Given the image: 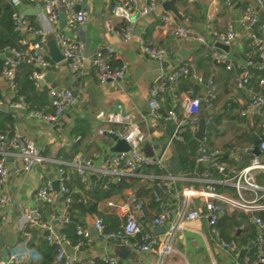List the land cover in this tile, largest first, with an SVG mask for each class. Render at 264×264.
I'll use <instances>...</instances> for the list:
<instances>
[{
	"label": "built area",
	"instance_id": "2783aa9c",
	"mask_svg": "<svg viewBox=\"0 0 264 264\" xmlns=\"http://www.w3.org/2000/svg\"><path fill=\"white\" fill-rule=\"evenodd\" d=\"M22 0H10L13 8H16ZM31 3L34 8L38 9L46 22L43 30L35 32L42 40L31 44L28 52L22 53L15 49L6 50L3 62L1 77L7 83L9 89L13 92L14 81L17 67L24 63L32 65L34 71L30 76V80L36 88L42 87L44 74L47 70L57 68L58 63H53L46 55L45 37L54 36L55 45L63 62L72 73L80 72L88 60L85 55V46L83 43L75 42L66 34L57 31L59 22V14L63 12L65 17V28L67 30H75L84 25L88 19V14L84 10H76L83 5V0H25ZM193 4L199 0H186ZM240 0H222L226 6H232ZM253 4H246L239 19V25L243 32L252 41L256 48V62L248 61L244 65H232L228 56L216 49H212V59L216 65L224 66L227 71L235 70L238 76L234 85L236 89L242 92H250L251 74L247 70L249 67L264 69V22L260 20V13H264V0H252ZM256 6V7H255ZM155 9V4L151 3L147 6L137 9L134 0H116L111 10V17L114 20L125 23L123 30L116 34L122 44H129L132 40L136 20L138 17L149 15ZM12 25L14 30L23 35L31 31L26 17L20 11L15 10L12 17ZM164 24L171 28V34L178 37L183 42H195L204 44L203 38L194 35L189 29L175 25V18L171 13L165 12L161 15ZM255 29L262 31L261 35L255 33ZM216 43L230 45L235 39V32L213 34ZM25 45V41L20 42ZM142 52L144 55L155 61H163L166 52L163 49L150 48L142 44ZM107 53H111L112 49L107 48ZM92 64L96 70L97 79L100 85L104 86L110 83L117 84L121 82L126 75L124 68H113L104 59L103 52L98 51L94 55ZM189 69L187 64L177 65L167 75L160 78L149 89L148 109L149 116L158 120L161 117V99L165 94L171 98V109L167 113L165 120L174 124V131L168 139L166 147L172 146V142H183L182 133L187 130L195 134L198 123L204 120L205 133L214 135L215 131L210 133L209 127L212 125L211 118L205 117L200 119V106L204 104L207 109H211L215 100L216 89L211 78L195 77V83L205 85L204 96H196L193 89H188L179 93L178 82L188 78ZM258 90L250 92V100L248 109L240 112L241 117L250 118L252 116H260L262 118L261 135H257L259 156L255 157L250 146H233L228 150L221 148L209 150L202 146L196 152V162L199 164H207L208 168L201 174L199 183H202L200 189L186 187L180 193L175 190V183L185 181L182 177L177 176H158L149 177L158 180L152 195L155 203H159L158 214L154 216L151 224L155 227L165 228L163 236L153 235L145 231L140 219L146 214L143 204L133 194L129 195L123 203V223L115 231H108L100 218H94L91 229L97 236L105 241L115 245L124 247L128 250L141 253L152 252L156 248H160L161 255L171 252L170 242L178 233L182 231L185 225L197 221L201 218L205 219L207 227L212 234L219 225L221 218L232 217L242 214L248 217V223L255 230V238L250 241L248 250L253 252V260L247 253L242 258L239 257L240 249L236 244L225 242L222 239L217 241V245L221 250L227 252L230 256L232 264H264V218L260 216L264 214V80L260 79L257 83ZM48 98L52 114H43L40 112L26 111L23 103L17 102L9 106L12 112L24 110L30 118H37L46 123H55L63 114L72 110L76 105V98L72 91L61 87H52L48 90ZM180 110L179 114L175 112ZM130 123L124 124L121 131L113 128L107 129L105 132L98 131L99 135L107 137H116L117 139L127 142L130 150L127 153L110 154L107 160V169L103 174L114 183L120 181L123 177L136 176L146 178L139 174L142 167H156L157 169H165L164 162L156 156H148L139 151L137 142L129 135ZM210 131V132H209ZM220 133V129H218ZM249 155L251 158L242 165V156ZM235 163L230 167L221 159L225 157ZM99 156L92 155L84 157L77 155L68 164V169L59 165L56 171V180L58 181V191L52 188L53 181L40 182L35 190L36 200L42 204L51 206L56 203L59 207L55 214L49 217V220H43L42 212L38 208L22 211L20 214L19 228L36 227L45 232H49V236L45 240L49 244L57 246V253L54 258V264H75L74 254L67 253L62 242L63 237L52 238L51 234L54 228L60 229L70 222L68 206L70 204L69 190L66 186L70 179L71 171L75 174L85 189L89 187L91 174H96L97 161ZM45 160L40 156L39 149L33 141L18 133L16 125L12 135H0V187L7 181L10 171L18 175L22 172L34 171ZM20 162L21 166H18ZM10 169V170H9ZM138 170V172H136ZM215 187L222 188L217 192ZM167 196L170 199L181 198V212L178 213L177 220L171 222L172 214L169 207L163 204L161 197ZM200 202L204 207V214L195 202ZM11 203L8 195L0 191V211ZM111 208H116V204L108 202ZM7 225V217L0 214V232ZM241 226L239 230H242ZM76 235L84 240V244L91 243L90 228L87 226H78ZM81 244L73 247L74 251L78 250ZM102 264H125L120 263L114 256L107 255L102 258ZM0 264H29L28 259L19 257L14 254L7 255L6 262ZM209 264H216L215 260H211Z\"/></svg>",
	"mask_w": 264,
	"mask_h": 264
},
{
	"label": "crops",
	"instance_id": "0c3cea01",
	"mask_svg": "<svg viewBox=\"0 0 264 264\" xmlns=\"http://www.w3.org/2000/svg\"><path fill=\"white\" fill-rule=\"evenodd\" d=\"M7 1L10 2V0ZM167 1H173V6L179 15V19H177L172 14L175 18V25L189 29L194 35L200 36L203 38L204 44L183 42L171 34V28L161 20V15L165 13L162 5ZM134 2L137 9L151 3L155 4V9L149 15L137 18L133 37L129 44H122L116 36L125 27L124 22L114 20L111 17V10L116 0H83V5L80 8L88 14L86 23L75 30L64 28L61 31L73 41L84 44L88 62L80 72L75 74L68 69L65 62L58 63L57 68L45 72L42 87L47 91L52 87L76 91V105L72 110L63 114L52 124L37 118H30L24 110L13 112L18 133L35 143L40 156L45 161L34 171L22 172L18 175L10 171L7 181L0 187V191L11 199V203L0 211V214L7 217V225L0 232V235L3 236V247L7 255L14 254L25 257L29 264H38L41 258L38 248L40 243L45 240V231L36 227H26L29 231H25L26 228L20 229V214L22 211L38 208L42 214L44 213L43 220H49V217L56 213L59 204L56 203L51 206L42 204L36 200L35 190L41 181L54 182L59 165L67 167L77 155L84 157L97 155L99 156L96 163L98 172L91 174L90 179L98 180L106 172L107 160L111 154L110 148L114 142L105 135H99L98 131L105 132L109 128L121 131L124 124L130 123L128 135L137 142L139 151L145 155L160 158L169 171V161L176 159V157L174 147H166L168 141L167 125L149 116L147 102L150 87L177 65L187 64L190 75L186 81L180 80L178 82L177 90L179 93L190 89L188 88L189 83L192 84L191 89L194 90L195 95L203 97L206 86L195 83V77L211 78L215 85L216 95L212 108L207 109L204 104L202 105H204L203 110L206 117L209 116L211 120L212 117L218 118L219 124L212 131L210 130L211 132L209 131L210 133L213 131L217 133L212 136L211 134H204L201 142H204L208 136V138H212L215 149L220 148V139L225 138L226 133L230 132L227 127L230 118L237 115L241 117L240 112L248 109L253 86H249L250 92H242L236 89L234 82L238 73L234 69L227 71L224 66L216 65L212 59V49H215L216 43L213 34L233 31L235 32V39L229 45V53L226 54L232 65L245 64L242 56L247 54L244 53L246 48L250 47L251 50L254 48L253 51L256 52L255 46L241 29L238 20L243 7L246 4L252 5V0H240L232 6H226L222 0H199L193 4L186 0H134ZM14 9L21 13L29 9L36 10L27 1H21ZM262 14L260 13V20L264 22ZM27 17H31L36 24L37 30L35 32L45 28L46 22L40 12ZM57 31L59 32V22ZM255 33L261 35L262 31L255 29ZM27 37H30L29 41L24 39L28 48L27 52L35 38L42 40L38 33H31ZM44 39V48L48 57L47 44L54 40V36L48 35ZM142 44L150 48L163 49L166 52L164 60L159 62L144 55L141 49ZM107 48H111L112 52L107 53ZM182 48L186 53L182 51ZM98 51L103 52L104 59L109 65L114 68L125 69L126 75L121 82L104 86L99 84L96 70L92 64L94 55ZM180 52L188 58L182 59L179 56ZM0 90L4 97V102H0V109L12 112L9 108L11 104L8 102L12 99L13 94L2 77H0ZM163 104L164 98L161 99L162 110L165 108ZM48 109L53 113L51 107ZM256 118L261 119L256 125V130L262 132L260 127L262 118L260 116L245 119L247 124L252 127ZM77 121L88 124L90 133L76 146L77 139L72 136V130ZM218 129H220V133H218ZM252 134L256 135L253 132ZM107 139L110 142L105 144ZM73 149L76 153L70 161H62L59 158L61 151L70 153ZM17 163L20 167V162ZM195 163L199 164L196 162V155ZM202 165L204 170L208 168V166L205 168L204 164ZM203 172L193 178H186L180 174L177 177L184 178V182H197L200 186L194 189H200L203 185L197 180ZM71 174H73L72 171ZM168 175L170 174L168 173ZM123 194L124 200L115 199L100 205L101 210H107L108 213L116 215L121 220V225L124 221L123 203L129 195H134V193L131 190H125ZM140 199L147 212L146 216L140 219L145 231L153 235L163 236L165 228L155 227L151 224L156 214L150 209L147 197L142 196ZM170 200L177 203L174 209L169 200L166 203L172 214L171 222H175L178 213L182 211L181 198L177 196V198ZM108 202L115 203L116 208L109 207ZM91 218L94 219L95 217ZM85 220L83 221L84 226L90 228V244H84L82 250L78 248L74 251L65 241L62 242L66 252L74 254L75 264H102V258L107 255L114 256L120 263L125 264H209L212 259L215 260L216 264H232L229 254L221 250L217 242H213L212 245L209 244L205 235L206 228H209L204 218L185 225L182 231L176 233L170 242L171 252L169 254L161 255L160 248H156L148 253L129 250L127 256L122 255L124 247L101 240L97 234L92 232L91 226L85 223ZM51 237L62 236L58 234V229L54 228ZM248 247L249 245L246 248L242 247L240 251L245 250V253L249 254Z\"/></svg>",
	"mask_w": 264,
	"mask_h": 264
},
{
	"label": "trees",
	"instance_id": "16d2710c",
	"mask_svg": "<svg viewBox=\"0 0 264 264\" xmlns=\"http://www.w3.org/2000/svg\"><path fill=\"white\" fill-rule=\"evenodd\" d=\"M22 1L25 2V0ZM14 11L15 9L12 7L9 1L0 0V77L3 69L4 57L6 54L5 51L15 49L22 53L27 52V45H21L20 42L24 39L29 41L30 37L27 36L31 35V33H35L37 30V26L32 21V18L26 17L28 25L31 29L29 32L30 34L26 33L19 35L14 30L12 25L11 17ZM39 40V38H35L31 44L36 43ZM253 49L251 50L250 47L246 48L244 53L247 54L242 56V59L245 62H256L257 54L255 51H253ZM34 70L35 69L32 65L24 63L17 67L14 89L12 92L13 95L12 99L8 103L15 104L17 102H21L25 105L26 111L51 114L52 112L48 109L50 108L48 91L44 87L36 88L34 83L30 80V76ZM187 79H189V77L183 80L186 81ZM260 79L264 80V76H251L250 85L253 86V91L258 90L257 83ZM188 88L191 89L192 84L188 83ZM163 98V107L165 105V108L162 110L161 106L159 111L161 117L158 119V121L167 125V138L169 139L174 131V124L171 121L165 120V118L171 109V98L168 97L167 94H165ZM0 102H4V97L1 90ZM203 106L204 105L202 104L200 106V118L206 117ZM175 112L179 114V110H176ZM260 120V118L254 119L253 125L250 127V124H247V120L243 117H239V115L230 118L227 127L231 132V136L229 141H222L219 147L222 150H228L233 146H250L252 143V132L258 136L261 135V130H256V125ZM211 122L212 125L209 127V130H212L216 125L219 124L217 117H212ZM15 124L16 119L14 113L0 109V135L7 136L9 138L13 133ZM89 133V125L83 121H77L72 130V136L77 139L76 146L79 145L82 140L86 139V136L89 135ZM182 138L183 142H172L174 154L179 165V174L186 178H193L197 174L199 175L201 172L205 171L202 164L195 163V155L197 150L201 146H206V148L209 150H214L216 147L211 137L208 138L207 136L204 142H199L194 138V134L188 132L187 130L182 133ZM108 142L110 141L108 140L105 142V144H108ZM73 151H75V149L71 151L72 153H65V151H61L59 158L62 161H70V159H72L76 153V151ZM250 158L251 157L249 155H243L242 165L246 164ZM221 160L225 161L230 167L235 165V163L231 160H228L226 156ZM63 168L69 170L66 166H63ZM139 174L146 178H139L136 176L123 177L116 183L109 180L107 176L101 175L98 180L90 179L91 181L87 189L84 188V186L80 183L79 178L75 174H71L70 179L66 184L69 190L70 199V204L68 206L70 222L58 229V234L64 238V241L70 248L75 247L77 244H81L79 250L83 249L85 242L82 238L76 235V228L78 226H84L83 221L87 217L100 218L108 231H115L119 228L121 225V220L113 213H108L107 210H101L100 205L106 201H112L115 199L124 200L125 196L123 193L125 190H131L139 201H141L140 197H147L150 204V209L155 211V214H158L159 203H155L152 195V191L155 185L158 183V180L150 179L149 177L168 176V171L166 168L160 170L156 167H142L139 171ZM199 186L200 184H197V182L193 183L179 181L175 183L174 187L176 192L180 193L183 187L198 188ZM215 189L217 192L222 191V188L220 187H215ZM161 200V202L165 205L169 200V203H172L173 209L177 206V203L174 200H170L167 196L161 197ZM141 203L143 204L142 201ZM196 205L201 209V213L204 214L203 205L198 202ZM143 209L146 214L147 212L145 210L144 204ZM260 216L264 218L263 213H261ZM241 226H244V228L239 230ZM25 231H29L28 228H26ZM205 235L209 244L211 245L213 242L216 243L219 239H222L225 242L233 241L237 245V248L240 249L242 247L246 248L250 241L255 238V230L253 226L248 223V218L245 215L237 214L232 217L221 218L219 225L215 229V233L212 234L210 230L206 228ZM38 251L41 257L38 261V264H54L57 246L49 244L44 240L42 243H40ZM249 255L253 260V252L251 249H249Z\"/></svg>",
	"mask_w": 264,
	"mask_h": 264
},
{
	"label": "water",
	"instance_id": "95a60500",
	"mask_svg": "<svg viewBox=\"0 0 264 264\" xmlns=\"http://www.w3.org/2000/svg\"><path fill=\"white\" fill-rule=\"evenodd\" d=\"M162 8L165 12H170L171 14H173L177 19H179V15L177 13V11L175 10L174 6H173V1H167L162 5ZM76 10H82V8H76ZM39 10H35V9H29L26 10L25 12H23L24 16H31L34 13H38ZM262 16L264 17V13L262 14ZM240 19V16H238V20ZM65 28V17L63 13L59 14V32H61L63 29ZM48 47V57L49 59L53 62V63H60L63 61V58L61 57V55L59 54L57 47L55 45V41L51 40L49 41V43L47 44ZM214 48L218 51H221L225 54L229 53V45H223L220 43H215ZM182 51L184 53H186V51H184V49L182 48ZM179 56L182 59H187L188 57L183 54V53H179ZM249 71V73L254 76V77H262L264 76V69H257V68H252L249 67L247 69ZM72 94L74 97L77 96V92L76 91H72ZM205 133V126H204V120L201 119L198 123V128L194 134V138L201 142L203 140V136ZM106 136V135H105ZM112 139V141L114 142V145L110 148V153L111 154H118V153H127L130 150V147L128 146L127 142L124 140H120L117 139L116 137H109ZM251 139H252V146L253 149L251 151L252 155H254L255 157L259 156V150H258V142L259 139L256 135L252 134L251 135ZM205 168H207V164H204ZM136 172H138V170H136ZM168 173L171 176H177L179 174V165L176 161V159H171L169 161V171ZM52 188L55 191H58V181L55 179L54 182L52 183ZM85 223H87L88 225L92 226L93 224V219L90 217H87L85 220ZM92 232H94L92 230ZM95 233V232H94ZM96 234V233H95ZM49 236V232H45L44 233V237H48ZM129 254V250L126 249H122V255L123 256H127ZM245 254V250H241L239 257L242 258ZM6 258H7V252L3 247V236L0 235V262L4 263L6 262ZM124 258V257H122Z\"/></svg>",
	"mask_w": 264,
	"mask_h": 264
},
{
	"label": "rangeland",
	"instance_id": "374dc122",
	"mask_svg": "<svg viewBox=\"0 0 264 264\" xmlns=\"http://www.w3.org/2000/svg\"><path fill=\"white\" fill-rule=\"evenodd\" d=\"M230 136H231V132L226 133V135L224 136L225 138L220 139L219 144H220L222 141H223V142H227V141H229ZM227 137H228V138H227ZM206 262H207V260L205 261V263H206Z\"/></svg>",
	"mask_w": 264,
	"mask_h": 264
}]
</instances>
